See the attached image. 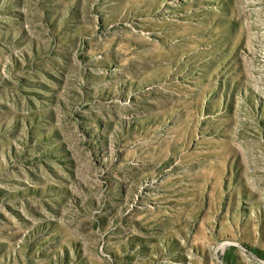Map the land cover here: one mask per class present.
Masks as SVG:
<instances>
[{
  "label": "rangeland",
  "instance_id": "rangeland-1",
  "mask_svg": "<svg viewBox=\"0 0 264 264\" xmlns=\"http://www.w3.org/2000/svg\"><path fill=\"white\" fill-rule=\"evenodd\" d=\"M0 264H264V0H0Z\"/></svg>",
  "mask_w": 264,
  "mask_h": 264
}]
</instances>
